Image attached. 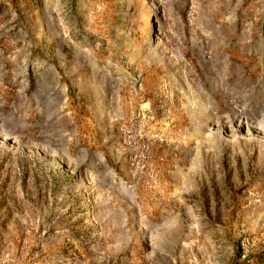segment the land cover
Returning a JSON list of instances; mask_svg holds the SVG:
<instances>
[{
    "label": "rangeland",
    "instance_id": "obj_1",
    "mask_svg": "<svg viewBox=\"0 0 264 264\" xmlns=\"http://www.w3.org/2000/svg\"><path fill=\"white\" fill-rule=\"evenodd\" d=\"M0 264H264V0H0Z\"/></svg>",
    "mask_w": 264,
    "mask_h": 264
}]
</instances>
